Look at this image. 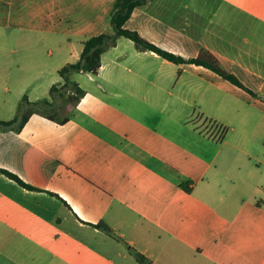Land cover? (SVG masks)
Returning <instances> with one entry per match:
<instances>
[{
	"label": "crops",
	"instance_id": "obj_1",
	"mask_svg": "<svg viewBox=\"0 0 264 264\" xmlns=\"http://www.w3.org/2000/svg\"><path fill=\"white\" fill-rule=\"evenodd\" d=\"M114 1L0 0L1 121L114 33ZM125 28L250 92L119 38L72 76L66 124L0 133V169L35 189L0 172V264H264V0H153Z\"/></svg>",
	"mask_w": 264,
	"mask_h": 264
},
{
	"label": "trees",
	"instance_id": "obj_2",
	"mask_svg": "<svg viewBox=\"0 0 264 264\" xmlns=\"http://www.w3.org/2000/svg\"><path fill=\"white\" fill-rule=\"evenodd\" d=\"M151 1L153 0H115L109 14L114 33L101 34L85 41L80 60L75 64L66 65L59 71L61 81L53 85L50 89V98L38 102H30L27 96L23 97L19 104L18 116L10 121L0 120V133L10 131L20 132L33 114H39L59 124H66L69 121V116L67 114H62L67 111L68 106H77L85 95L84 90L72 79V76L82 73L98 74L101 68L102 55L107 50L114 47L119 38H126L132 41L141 52H154L161 58L172 63L196 64L208 68L224 80L250 92L236 75L227 72L218 59L209 52L202 51L196 58L184 59L147 41L138 32L126 29L125 25L130 19L132 12L136 8L143 7ZM226 133L227 129L224 128L221 141L224 140ZM0 172L17 181L21 186L30 190H35L33 187L25 184L13 173L3 169H0ZM182 187L190 191L188 186L183 185ZM137 258L141 263H145V258L142 255L137 254Z\"/></svg>",
	"mask_w": 264,
	"mask_h": 264
},
{
	"label": "rangeland",
	"instance_id": "obj_3",
	"mask_svg": "<svg viewBox=\"0 0 264 264\" xmlns=\"http://www.w3.org/2000/svg\"><path fill=\"white\" fill-rule=\"evenodd\" d=\"M67 114V111H65L62 115H66Z\"/></svg>",
	"mask_w": 264,
	"mask_h": 264
}]
</instances>
